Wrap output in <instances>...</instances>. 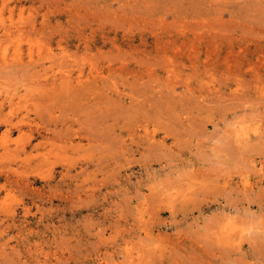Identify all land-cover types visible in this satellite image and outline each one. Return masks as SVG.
<instances>
[{
  "label": "rangeland",
  "instance_id": "374dc122",
  "mask_svg": "<svg viewBox=\"0 0 264 264\" xmlns=\"http://www.w3.org/2000/svg\"><path fill=\"white\" fill-rule=\"evenodd\" d=\"M0 264H264V0H0Z\"/></svg>",
  "mask_w": 264,
  "mask_h": 264
},
{
  "label": "bare ground",
  "instance_id": "6f19581e",
  "mask_svg": "<svg viewBox=\"0 0 264 264\" xmlns=\"http://www.w3.org/2000/svg\"><path fill=\"white\" fill-rule=\"evenodd\" d=\"M79 83H80V81H79ZM243 186H244L245 188L248 186L247 181H244V182H243ZM226 231H228V230H226Z\"/></svg>",
  "mask_w": 264,
  "mask_h": 264
}]
</instances>
